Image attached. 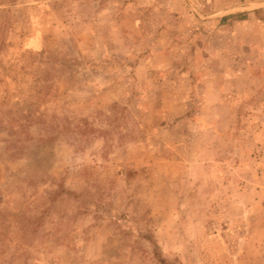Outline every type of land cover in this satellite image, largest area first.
<instances>
[{"label": "rangeland", "instance_id": "obj_1", "mask_svg": "<svg viewBox=\"0 0 264 264\" xmlns=\"http://www.w3.org/2000/svg\"><path fill=\"white\" fill-rule=\"evenodd\" d=\"M0 264H264V0H0Z\"/></svg>", "mask_w": 264, "mask_h": 264}]
</instances>
